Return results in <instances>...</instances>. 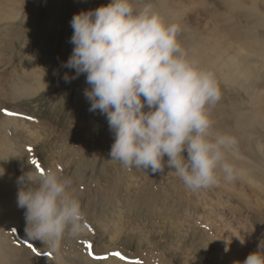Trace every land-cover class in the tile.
<instances>
[{"label":"rangeland","instance_id":"374dc122","mask_svg":"<svg viewBox=\"0 0 264 264\" xmlns=\"http://www.w3.org/2000/svg\"><path fill=\"white\" fill-rule=\"evenodd\" d=\"M134 2L174 24L187 57L214 74L221 99L209 115L214 132L236 140L226 154L235 179L220 174L192 192L175 176L109 160L107 119L89 111L86 76L65 82L75 70L63 64L73 15L110 0H0V264H232L239 236L264 240V0ZM217 23L232 36L208 28ZM32 160L71 180L85 215L84 230L55 249L26 233L17 207V178Z\"/></svg>","mask_w":264,"mask_h":264},{"label":"clouds","instance_id":"9594fccd","mask_svg":"<svg viewBox=\"0 0 264 264\" xmlns=\"http://www.w3.org/2000/svg\"><path fill=\"white\" fill-rule=\"evenodd\" d=\"M70 26L74 47L63 67L75 75L63 79L86 76L89 111L104 115L114 135L109 160L127 170L175 176L192 192L218 184L220 174L235 179L226 154L236 140L214 132L209 115L221 99L220 87L212 72L187 57L174 24L149 3L110 0L74 14ZM17 184V207L24 210L30 237L55 249L65 236L84 230L85 215L69 178L28 166ZM236 264H264V240Z\"/></svg>","mask_w":264,"mask_h":264},{"label":"bare ground","instance_id":"6f19581e","mask_svg":"<svg viewBox=\"0 0 264 264\" xmlns=\"http://www.w3.org/2000/svg\"><path fill=\"white\" fill-rule=\"evenodd\" d=\"M181 2L183 4H186V0H181ZM188 3L189 2H187V4ZM190 8H191L190 11H189L190 14H196L199 11V7H197V6H193V7H190ZM253 11L256 12V14H258V10L256 8H254ZM189 12H188V14H189ZM203 12H205V11H203ZM205 22H206V20H205ZM208 28L210 30H212L215 34L219 35V36H224V37L232 36V33L229 30V28L227 26H225V25H220L219 23L215 24L214 26L209 25ZM228 33H230L231 35H229ZM254 83H255V85H258L257 80ZM243 235L245 237L239 236V238L240 239H244L245 243L242 245L240 243V239L239 238L237 239L236 243H237V246L238 247L236 249V253L230 259V261L232 262V264H236V262H242L247 257V255L249 253L254 252V251L257 250V248H256V245H258L257 237L254 236V235L253 236L252 235L246 236L245 233Z\"/></svg>","mask_w":264,"mask_h":264},{"label":"snow or ice","instance_id":"6c2138e0","mask_svg":"<svg viewBox=\"0 0 264 264\" xmlns=\"http://www.w3.org/2000/svg\"><path fill=\"white\" fill-rule=\"evenodd\" d=\"M5 114H6V115H12V113H8V112H6ZM29 151H31V149H29ZM32 164L35 166V168H36L37 170H39L41 173H43L44 169L42 168V166H41L36 160H32ZM28 247H29L34 253H36V255H40V253H39V252H36V249L33 248L31 244H29ZM87 247H88V249H89V255L92 256L93 259H95V260L107 259V257H101V256H95V255H92V251H91V250H92V247H93V246H92L91 244H88ZM49 255H51V254L49 253ZM112 256H114V257L120 259L121 261L125 260V257H124L121 253H119V252H113V253H112ZM132 264H139V262H138V261H134V262H132Z\"/></svg>","mask_w":264,"mask_h":264}]
</instances>
